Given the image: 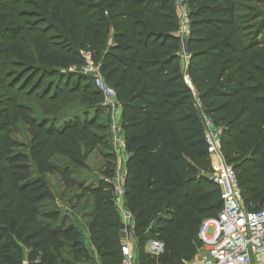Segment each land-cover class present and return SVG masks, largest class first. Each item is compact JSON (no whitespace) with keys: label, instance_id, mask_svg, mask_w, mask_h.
<instances>
[{"label":"trees","instance_id":"trees-1","mask_svg":"<svg viewBox=\"0 0 264 264\" xmlns=\"http://www.w3.org/2000/svg\"><path fill=\"white\" fill-rule=\"evenodd\" d=\"M256 3L264 0H186L187 75L204 115L220 129V149L246 208L264 207V10ZM33 7L23 27L6 21L0 3V264L90 258L80 230L56 207L47 209L55 196L45 180L57 174L66 188L80 187L70 167L52 158L86 168L107 129L91 118L55 124L53 117L73 100L103 113V94L80 69L85 51L118 103L123 199L138 264L191 259L200 246V222L217 213L221 200L204 174L211 171L205 129L180 68L174 0H42ZM9 55L16 73H2V56ZM26 98L41 117L31 114ZM18 122L27 126V152L17 151L11 137ZM103 174L97 185L84 186L94 201L89 241L100 264H121L124 225L113 202V169ZM149 239L163 242L159 255L146 253Z\"/></svg>","mask_w":264,"mask_h":264},{"label":"built area","instance_id":"built-area-1","mask_svg":"<svg viewBox=\"0 0 264 264\" xmlns=\"http://www.w3.org/2000/svg\"><path fill=\"white\" fill-rule=\"evenodd\" d=\"M178 7V21L181 29V44L190 33V20L186 0H174ZM178 28V29H179ZM183 48V47H182ZM184 51V50H183ZM185 52V51H184ZM82 72L93 77L95 86L104 96V105L113 111L118 108L113 89L104 82L98 67L91 60L90 52H82ZM187 85L191 81L183 76ZM203 125L211 171L204 173L207 180L216 184L220 192L221 206L215 215L204 218L197 228L200 246L194 257L181 264H264V207L250 204L246 208L238 187V180L232 166L225 162L220 149V129L215 128L204 115ZM202 173V172H201ZM123 175L112 178L113 202L120 214L124 229L133 225V219L123 201ZM163 242L158 239L146 241V253L157 256L163 251ZM121 264H138L136 254L127 243H121Z\"/></svg>","mask_w":264,"mask_h":264},{"label":"rangeland","instance_id":"rangeland-1","mask_svg":"<svg viewBox=\"0 0 264 264\" xmlns=\"http://www.w3.org/2000/svg\"><path fill=\"white\" fill-rule=\"evenodd\" d=\"M0 3L3 4V10L6 15V21L13 25H22L23 27L27 26L29 14L32 13L35 10V7H33V3L42 5V0H21L18 1L15 4H9L6 0H0ZM255 7L264 10L263 4H254ZM36 13H40L37 11ZM178 16V13L175 12ZM21 35L26 36L27 43L29 44V50L33 52L34 46L30 42V39L32 36L28 34L25 31L21 32ZM181 44V43H180ZM2 63H3V69L2 73H5L7 71H10V73H16L18 72V69L16 66L12 65V62L16 60V58L12 55L9 56H2ZM183 64V62L181 61ZM183 67V65H182ZM82 71V67H80ZM73 71V69H71ZM182 75L184 76L183 70L181 71ZM18 85V83H17ZM193 88L192 84L189 85ZM29 87H27L25 90H27ZM1 95V94H0ZM191 99L193 102V105L197 112L199 113L201 119L204 118V113L202 110L201 103L198 99V94L194 91V88L191 92ZM23 102L30 106L32 108L31 114H34L38 117H41L43 114L35 104V102L32 100V98H26L23 99ZM104 105V103H103ZM104 110L103 113L100 115H96L95 110L87 108L85 105L79 104L78 101H68L67 104L62 106V108L59 110L58 114H54L53 117H57L55 124L57 122H61L60 120L68 119L69 117H75L77 118H87V119H93L95 120V124L99 126H106V130L103 134L102 142L101 144L89 155V157L86 160V168H75L71 164H69L64 158H61L59 156H53L52 161L57 164L60 167H64L65 165H68L70 169L72 170L73 177L80 182V187L75 186L71 188H66L64 185H62V181L60 177L57 174H49L45 175V180L47 181V184L49 188L52 190L55 197H58V195L62 192H65L64 198H63V204L65 201H69V209L75 207L73 205L74 202H72L73 196H75L78 193L86 194V191L84 190V186L86 187H92L98 184L100 179L104 178L103 171L108 166L113 169V177L115 175H122L123 173V164L125 161L126 154L123 152L122 148V132L120 130L119 126V120L116 117L115 112L117 113L118 108L115 110L114 115L112 114L113 111L107 107L106 105L103 106ZM62 115V116H61ZM103 132H100L102 134ZM11 137L16 141L20 146L16 148L17 151H23L27 152V146L29 144L30 136L27 130V126L23 124L22 122H18L15 124V130L14 133L11 134ZM112 181V180H111ZM112 185V184H111ZM113 191V186H112ZM114 194V193H113ZM61 199H53L52 202L48 203L47 209H50L52 207L60 208L61 213H69L66 218L68 221H72V212L68 209H62L60 202ZM197 252V250H196ZM62 256L67 258V250H64L62 252ZM77 264H98L94 259L91 260L90 258H86L85 260H82L78 262ZM100 264V263H99Z\"/></svg>","mask_w":264,"mask_h":264},{"label":"crops","instance_id":"crops-1","mask_svg":"<svg viewBox=\"0 0 264 264\" xmlns=\"http://www.w3.org/2000/svg\"><path fill=\"white\" fill-rule=\"evenodd\" d=\"M175 12H177L179 14V10L178 7L175 6ZM174 34L176 36H178L181 39V29L179 28L176 32H174ZM181 43V41H180ZM178 56H179V62H180V68L181 71L183 70L184 74L187 73V66H188V62H189V53L188 52H184L183 48H182V44H180L179 46V51H178ZM181 61L183 62V64L181 63ZM183 65V67H182ZM119 109L117 110L116 117L119 120ZM120 115V114H119ZM122 148H123V152H124V147H123V142H122ZM125 154V152H124ZM126 158V157H125ZM123 177L125 175V161L123 164V173H122ZM63 185V183H62ZM64 194L65 192H62L58 195V197H55L56 199H61L62 201L60 202V205L62 207V209H68L70 210V212H72V221L70 222L67 219V222L72 223L74 226H76L82 235V242L84 245V248L86 250V253L88 254V256L90 257L91 260H95L96 262H98L99 264V260L97 257V253L95 248L91 245L90 241H89V222L94 214V201L93 198L90 194L86 193H78L75 196H73L72 202L73 205H75V207L72 206L71 209H69V201H65L63 204V198H64ZM124 201V199H123ZM125 204V201H124ZM57 209H59V211L61 212L60 208L58 207ZM66 216L69 215V213H62ZM119 239L120 242L122 243H127L129 245V247L131 248V250L136 254V238L133 234V225L131 227H128L126 229H121L119 231ZM196 254V252H195ZM194 254V256H195ZM67 258L66 260H68L71 263V254L69 253V251H67ZM193 256V257H194ZM77 264V263H76Z\"/></svg>","mask_w":264,"mask_h":264},{"label":"water","instance_id":"water-1","mask_svg":"<svg viewBox=\"0 0 264 264\" xmlns=\"http://www.w3.org/2000/svg\"><path fill=\"white\" fill-rule=\"evenodd\" d=\"M182 47H183V50H184L185 52H187L186 41L182 42Z\"/></svg>","mask_w":264,"mask_h":264}]
</instances>
